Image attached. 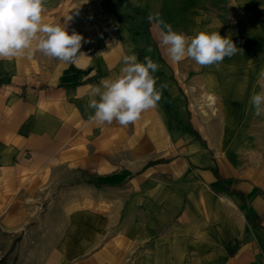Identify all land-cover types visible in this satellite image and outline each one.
<instances>
[{
    "label": "crops",
    "instance_id": "0c3cea01",
    "mask_svg": "<svg viewBox=\"0 0 264 264\" xmlns=\"http://www.w3.org/2000/svg\"><path fill=\"white\" fill-rule=\"evenodd\" d=\"M66 3L101 15L102 45L75 64L0 59V263L264 264V115L249 103L264 92V0H46L43 22L64 24ZM156 12L238 51L218 68L173 62ZM129 49L159 64L161 100L98 126L91 88Z\"/></svg>",
    "mask_w": 264,
    "mask_h": 264
},
{
    "label": "clouds",
    "instance_id": "9594fccd",
    "mask_svg": "<svg viewBox=\"0 0 264 264\" xmlns=\"http://www.w3.org/2000/svg\"><path fill=\"white\" fill-rule=\"evenodd\" d=\"M46 0H0V59H11L40 52L46 57L56 58L64 63L75 64L80 56L84 37L75 31L69 34L64 24L43 22ZM147 20L157 31L159 46L163 47L173 62L190 58L199 66L215 65L217 68L225 57H232L237 46L219 32L197 33L186 37L173 30L159 12L150 13ZM87 42V41H84ZM151 47L148 51L151 52ZM123 57V67L115 79L106 78L91 88V98L85 105L93 109L89 120L98 126H128L141 118L142 113L157 107L166 85L156 87L159 64L146 56L139 62L137 55ZM95 97H98L95 98ZM250 105L256 117L264 115V92L250 97Z\"/></svg>",
    "mask_w": 264,
    "mask_h": 264
},
{
    "label": "rangeland",
    "instance_id": "374dc122",
    "mask_svg": "<svg viewBox=\"0 0 264 264\" xmlns=\"http://www.w3.org/2000/svg\"><path fill=\"white\" fill-rule=\"evenodd\" d=\"M86 9L87 8L83 5L80 6L77 4L76 6L74 4L70 5L69 3H66L62 13L58 15V21L64 22V25L67 26L69 34L75 31L84 37V41L87 42L82 41L81 48L83 46L96 48V46L102 45L98 39L102 37L101 39L104 41L105 31L102 29L103 18L99 13L96 14L95 17L89 15L88 12L85 11ZM86 184H94L96 187L100 186L99 184L88 181H86ZM67 188L68 187L65 186V194L66 197H70L71 193H69L70 190ZM55 195L56 190L49 192V203ZM0 264H4V262L2 261Z\"/></svg>",
    "mask_w": 264,
    "mask_h": 264
},
{
    "label": "trees",
    "instance_id": "16d2710c",
    "mask_svg": "<svg viewBox=\"0 0 264 264\" xmlns=\"http://www.w3.org/2000/svg\"><path fill=\"white\" fill-rule=\"evenodd\" d=\"M157 164H160V162L151 163L149 166H154V165H157ZM216 175H217V173H216Z\"/></svg>",
    "mask_w": 264,
    "mask_h": 264
}]
</instances>
